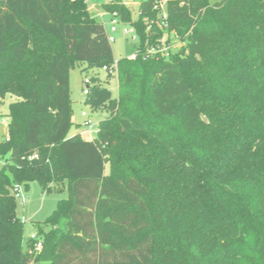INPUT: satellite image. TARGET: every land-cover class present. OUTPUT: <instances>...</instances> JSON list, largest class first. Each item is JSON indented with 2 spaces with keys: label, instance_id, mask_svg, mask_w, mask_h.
I'll return each instance as SVG.
<instances>
[{
  "label": "trees",
  "instance_id": "16d2710c",
  "mask_svg": "<svg viewBox=\"0 0 264 264\" xmlns=\"http://www.w3.org/2000/svg\"><path fill=\"white\" fill-rule=\"evenodd\" d=\"M102 8L139 43L117 61L118 96L97 75L84 81L86 104L109 113L91 139L70 134V69L112 76L106 25L87 0H0V103L14 99L0 264H264V0ZM163 42L167 55L150 53ZM33 182L67 190L34 222L45 249L55 243L50 262L17 213L16 189Z\"/></svg>",
  "mask_w": 264,
  "mask_h": 264
},
{
  "label": "rangeland",
  "instance_id": "374dc122",
  "mask_svg": "<svg viewBox=\"0 0 264 264\" xmlns=\"http://www.w3.org/2000/svg\"><path fill=\"white\" fill-rule=\"evenodd\" d=\"M128 3L129 8H131L133 15H137L138 5L143 0H125ZM218 1V0H211ZM93 0L90 1L92 5ZM100 4L106 2V0H97ZM103 21L106 28L111 33V24L109 16L104 14L103 17L99 18ZM118 31L113 33L115 41L113 44L114 50V59L122 57H130L136 51V47L139 41L136 38H133L131 34H125L124 29L128 27V24L123 23L122 21L117 24ZM173 40V39H172ZM174 48L179 47L181 44L178 43L176 39L173 40ZM87 65H82L75 63L70 69V93L73 102V128L72 133L78 132V129L81 126L78 125L79 121H84L85 118L82 117V112H88L90 118L94 123H98L100 120H103L108 116L107 110L94 111L91 107L86 104V94L83 93L86 88V83H84L86 78H90L91 75H97L103 80L104 85L112 92L113 96H118V75L116 72L112 73V76L107 80V72L103 67L101 68H88L85 69ZM107 80V81H106ZM14 99L9 95L0 103V141L5 137L7 129L5 124L9 122L8 117V106L10 102ZM82 133V132H78ZM83 137H88L87 134H83ZM106 171L109 172V165H107ZM30 191L25 192L24 189H21L17 196V213L20 218L25 222V238H28L35 229L33 228L34 222L44 221L49 215L53 213L58 201L63 198H67V190L65 188L59 189L55 188V185H52V191L46 192L43 191L41 185L38 182L30 183ZM47 229V227H44ZM35 234H38L36 231ZM26 243V242H25ZM24 247L27 248L25 245Z\"/></svg>",
  "mask_w": 264,
  "mask_h": 264
},
{
  "label": "built area",
  "instance_id": "2783aa9c",
  "mask_svg": "<svg viewBox=\"0 0 264 264\" xmlns=\"http://www.w3.org/2000/svg\"><path fill=\"white\" fill-rule=\"evenodd\" d=\"M90 1L91 0H87V2L89 3V7L90 9L92 8V5H90ZM161 7V15L163 18L167 17V13H166V7H165V3H161L160 4ZM98 16H102L101 14H98ZM121 22L120 16L118 13H112L111 14V20H110V24L111 26V33L109 32V41L114 43L115 41V37L113 35V33H116L118 31V23ZM125 34H131L133 38H136V31L133 27H131L130 25H128V27H126L124 29ZM172 45L171 44H166L165 42L162 43L161 47L159 49H155L154 47H152V49L150 50V53H154L156 51H160L161 53H163L164 55L168 54V50L169 48H171ZM129 58L131 59H135V54L131 55ZM116 67H117V61L115 62V64L113 65L112 68H110V71L116 72ZM104 69L106 70L107 67L105 66ZM83 93L88 94V87L86 85V88L84 89ZM82 117L85 118L83 126L86 127V130L84 132V134H87L89 138L93 139L96 137L97 133H98V123H94L93 120L90 118L88 112H83L82 113ZM37 156V155H36ZM36 156L31 157L32 158H36ZM21 189H24V185L20 186L19 188L16 189L17 194L20 192ZM16 194V195H17ZM32 239H37V243H36V252L39 253H44L45 251V246L43 244V238L40 237L37 234H32L30 236Z\"/></svg>",
  "mask_w": 264,
  "mask_h": 264
},
{
  "label": "crops",
  "instance_id": "0c3cea01",
  "mask_svg": "<svg viewBox=\"0 0 264 264\" xmlns=\"http://www.w3.org/2000/svg\"><path fill=\"white\" fill-rule=\"evenodd\" d=\"M111 0H106V2H110ZM102 3H104V2H102ZM102 3H98L97 2V0H93V2H92V8H91V11H92V13L94 14V16H96V17H98V18H101V17H103L104 16V14H107L108 16H109V20H111V14L110 13H108V12H106L103 8H102ZM127 5H128V3H126ZM98 14H101L102 16H98ZM86 65V64H85ZM83 113V112H82ZM83 123H84V121H79L78 122V125L79 126H81V128H79L78 129V132H82L81 134L83 135L84 134V132H85V130H86V127H84L83 126ZM5 128L7 129V123L5 124ZM71 131H72V129H71ZM7 132H8V129H7V131H6V134H5V137H6V135H7ZM78 132H75L74 134H76V133H78ZM72 132H70V134H71ZM74 134H71V135H74ZM4 137V138H5ZM3 138V139H4ZM86 138H89V137H86ZM30 189H31V187H30ZM37 222V221H36ZM33 228L35 229V231H33L32 233H31V235L32 234H35L36 233V231H38V229H36V226H35V224L33 225ZM30 235V236H31ZM30 236L28 237V238H24V241L26 242V240H28L29 238H30Z\"/></svg>",
  "mask_w": 264,
  "mask_h": 264
},
{
  "label": "water",
  "instance_id": "95a60500",
  "mask_svg": "<svg viewBox=\"0 0 264 264\" xmlns=\"http://www.w3.org/2000/svg\"><path fill=\"white\" fill-rule=\"evenodd\" d=\"M24 191L25 192L30 191V184L29 183L24 184ZM55 247L56 246H55L54 242H49L47 244V247H46L44 253L42 254V261L43 262H50L52 260Z\"/></svg>",
  "mask_w": 264,
  "mask_h": 264
}]
</instances>
